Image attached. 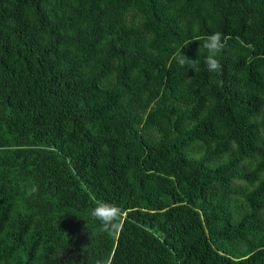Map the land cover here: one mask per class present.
Instances as JSON below:
<instances>
[{
  "label": "trees",
  "instance_id": "16d2710c",
  "mask_svg": "<svg viewBox=\"0 0 264 264\" xmlns=\"http://www.w3.org/2000/svg\"><path fill=\"white\" fill-rule=\"evenodd\" d=\"M97 261L264 264V0H0V264Z\"/></svg>",
  "mask_w": 264,
  "mask_h": 264
},
{
  "label": "clouds",
  "instance_id": "9594fccd",
  "mask_svg": "<svg viewBox=\"0 0 264 264\" xmlns=\"http://www.w3.org/2000/svg\"><path fill=\"white\" fill-rule=\"evenodd\" d=\"M223 36L219 31L210 33L203 41V57L206 70L215 73L220 70L221 65L218 54L222 50ZM120 208L114 204L100 203L92 207L87 213V221L94 222L97 232H109L114 229L120 216ZM99 264V261H97Z\"/></svg>",
  "mask_w": 264,
  "mask_h": 264
}]
</instances>
